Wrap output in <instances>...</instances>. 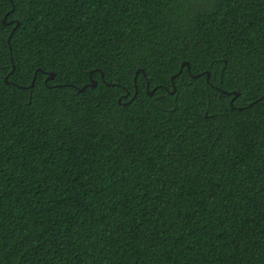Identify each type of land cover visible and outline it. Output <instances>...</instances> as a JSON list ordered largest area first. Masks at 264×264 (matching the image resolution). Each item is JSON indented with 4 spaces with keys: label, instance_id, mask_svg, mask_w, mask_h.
<instances>
[{
    "label": "trees",
    "instance_id": "obj_1",
    "mask_svg": "<svg viewBox=\"0 0 264 264\" xmlns=\"http://www.w3.org/2000/svg\"><path fill=\"white\" fill-rule=\"evenodd\" d=\"M0 264H264V0H0Z\"/></svg>",
    "mask_w": 264,
    "mask_h": 264
},
{
    "label": "water",
    "instance_id": "obj_2",
    "mask_svg": "<svg viewBox=\"0 0 264 264\" xmlns=\"http://www.w3.org/2000/svg\"><path fill=\"white\" fill-rule=\"evenodd\" d=\"M2 23H3V24H6V22H5V18H3ZM184 65H186V67L189 68L188 63H187V62H183V63L181 64V69H182V67H183ZM13 69H14V67L12 68V70H13ZM206 74H207V78H208V73H206ZM101 76H102V75H101ZM48 78H49V79L54 78V73H52V72L49 73ZM173 78H174V76L171 77V79H173ZM4 81H6V78L4 79ZM87 86H92V87H94V86H96V82L92 80V81H90V83H89ZM85 88H86V86H83L82 88L78 89V91H79V92H83V91L85 90ZM174 90H175V88H173V91H172V92H174ZM153 92H154V90H152L151 92H149V94H152ZM232 93H233V97H232V99H231V103H232V101H233L237 96H239V93H238V92H232Z\"/></svg>",
    "mask_w": 264,
    "mask_h": 264
}]
</instances>
